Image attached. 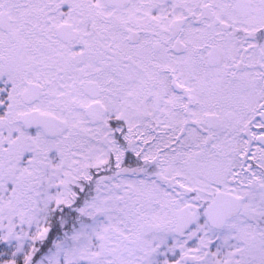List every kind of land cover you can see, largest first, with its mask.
<instances>
[{"label":"snow or ice","instance_id":"1","mask_svg":"<svg viewBox=\"0 0 264 264\" xmlns=\"http://www.w3.org/2000/svg\"><path fill=\"white\" fill-rule=\"evenodd\" d=\"M0 264H264V0H0Z\"/></svg>","mask_w":264,"mask_h":264}]
</instances>
